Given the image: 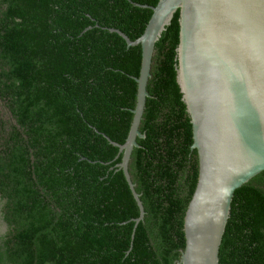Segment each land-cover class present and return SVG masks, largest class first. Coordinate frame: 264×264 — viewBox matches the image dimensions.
I'll use <instances>...</instances> for the list:
<instances>
[{
  "label": "trees",
  "instance_id": "1",
  "mask_svg": "<svg viewBox=\"0 0 264 264\" xmlns=\"http://www.w3.org/2000/svg\"><path fill=\"white\" fill-rule=\"evenodd\" d=\"M156 3L0 0V264H178L198 175L176 81L178 12L154 45L128 163L144 208L135 227L107 139L127 138L141 65L140 45L109 29L135 40L152 14L135 4ZM218 259L264 264V171L234 191Z\"/></svg>",
  "mask_w": 264,
  "mask_h": 264
},
{
  "label": "water",
  "instance_id": "2",
  "mask_svg": "<svg viewBox=\"0 0 264 264\" xmlns=\"http://www.w3.org/2000/svg\"><path fill=\"white\" fill-rule=\"evenodd\" d=\"M135 5L152 10L138 38L109 30L127 46L141 47L139 74L133 77L136 103L125 142L107 137L118 147L117 156L122 154L116 167L122 169L139 208L134 227L143 219L144 208L128 163L138 146L136 138L144 137L139 124L149 95L154 45L178 12L176 81L192 125L191 150L198 158L178 264H219L234 191L264 171V0H157L155 6Z\"/></svg>",
  "mask_w": 264,
  "mask_h": 264
},
{
  "label": "flooded vegetation",
  "instance_id": "3",
  "mask_svg": "<svg viewBox=\"0 0 264 264\" xmlns=\"http://www.w3.org/2000/svg\"><path fill=\"white\" fill-rule=\"evenodd\" d=\"M0 224H1V225H0V230H1V229H3V227L5 226V225H3L4 223H3V221H2L1 219H0ZM1 226H2V227H1Z\"/></svg>",
  "mask_w": 264,
  "mask_h": 264
},
{
  "label": "rangeland",
  "instance_id": "4",
  "mask_svg": "<svg viewBox=\"0 0 264 264\" xmlns=\"http://www.w3.org/2000/svg\"><path fill=\"white\" fill-rule=\"evenodd\" d=\"M4 118V117H3ZM5 119V118H4ZM3 225H5V224H3ZM5 229V226L3 227V230Z\"/></svg>",
  "mask_w": 264,
  "mask_h": 264
}]
</instances>
